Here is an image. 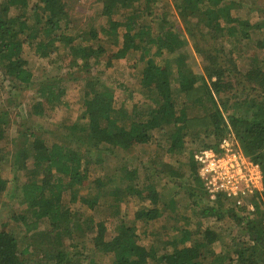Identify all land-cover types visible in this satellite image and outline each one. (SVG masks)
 <instances>
[{
    "label": "trees",
    "instance_id": "16d2710c",
    "mask_svg": "<svg viewBox=\"0 0 264 264\" xmlns=\"http://www.w3.org/2000/svg\"><path fill=\"white\" fill-rule=\"evenodd\" d=\"M95 1L102 3L107 24L99 26L98 31L67 34L59 31L70 22L63 0H0L1 75L10 77L12 83L28 85L33 75L29 63L52 54L68 59L71 68H78L84 74L80 80L83 85H78L83 88L80 114L65 127L60 141L48 144L32 133L29 139L24 131L19 133L18 146L14 145L10 152L5 137L8 112L0 110V198L7 189L2 169L12 167L22 175L17 194L19 201L27 206L26 212L11 216L16 222L13 226L7 222L0 224V264H27L24 255L28 246L21 248V233H31L41 244V239H45L57 264L80 263V258H76L82 255L78 245L90 247L97 257H81L89 259V264H106L104 261L110 256V264H264V191L252 215L230 207L220 196L215 197L214 205L200 208L199 219L229 220L240 228L239 234L223 242L220 249L213 245L222 240L221 233L204 226L200 220L192 227L178 229L177 236L158 252L153 245L138 243L137 227L132 222L95 221L92 213L101 197L111 198L110 204L116 211L122 200L129 197L149 199L152 207L137 210L134 220L158 219L165 212L157 206L159 196L153 183L143 188L137 183L121 184L103 192L105 186L117 180V169L124 167H112L103 153L116 156L121 150L127 154L136 145L147 143L153 130L163 127L170 138L166 150L169 152L181 149L186 126L196 138L193 131L196 128H208L211 134L217 131L215 144L203 148H215L228 132L227 126L230 127L243 154L261 167L264 184V102L251 100L252 104L242 105L236 99L230 108L223 109L217 103L225 88L232 87V82L225 79L234 73L235 65L225 63L232 64L236 50L245 51L252 39L248 28L258 27L260 23H250L231 14L234 5L228 0H172L185 32L194 39V51L202 58V73H196L187 62L184 51L187 42L182 35L164 25L168 23L164 18L156 28L142 19L145 15L154 16L159 0ZM117 14L121 17L116 19ZM194 20L197 27L202 25L206 29L202 33L209 36L212 41L207 40L212 45L218 37L229 39L231 57L221 58L217 52L213 53L214 48L199 46L197 34L190 27ZM119 28L123 29L121 34ZM86 39L91 42L84 43ZM263 47L264 42L258 41L255 51L263 52ZM252 54L258 60V55ZM158 57L161 63H156ZM131 58L134 61L130 67L143 65L138 72V87L147 105L137 108L133 104L130 109L124 103L114 105L112 88L99 76L107 68H120L116 60L129 62ZM244 77L257 89L264 90V62L249 67ZM36 93L39 99L33 102L31 113L41 116L60 106L65 90L58 81L49 80L41 82ZM176 94L182 96L178 107ZM242 107L245 109L239 111ZM193 109H200L201 115L189 116ZM191 160L194 178L204 189ZM123 169V180L139 179L138 165ZM85 189L89 193L81 195L80 191ZM42 225L46 227L41 228ZM75 239H79L77 243H73ZM65 243L77 251L70 254Z\"/></svg>",
    "mask_w": 264,
    "mask_h": 264
},
{
    "label": "rangeland",
    "instance_id": "374dc122",
    "mask_svg": "<svg viewBox=\"0 0 264 264\" xmlns=\"http://www.w3.org/2000/svg\"><path fill=\"white\" fill-rule=\"evenodd\" d=\"M63 1L66 4L65 7L70 22L66 28L62 26L59 31L67 34H80V31H84L85 33L92 29L98 31L99 26L107 24V17L102 13L101 2L81 0ZM228 1L233 2L234 5L231 14H235L250 23L259 22L260 26L248 28L252 37L249 41V46L245 48L244 52L236 50L238 53H233L232 64L231 62L225 63L229 64L226 66H235L233 67L234 73L225 79L232 82V87L225 88L223 95L217 99L220 109L224 107L230 108V104H233L237 100L242 105L252 104L251 100L256 101V103L264 102V90L257 89L255 84L248 83L244 77L245 71L249 67L254 65L261 66L264 62V51H255L257 42H264V0ZM128 12L130 11L128 10ZM120 17L117 14L116 19ZM161 18H164L168 22L164 25L173 27L174 30L182 35L187 42L184 51L187 53L189 66L196 73H202V58L194 51V39L185 32L184 23L178 16L172 0L157 1L154 16L150 17L145 15L142 17L144 21L152 24L154 28L161 22ZM190 27L193 29V33L197 34L196 41L199 46L209 48L210 50L214 48L213 53L217 52L216 55L221 58H225L226 56L231 57L229 49L232 48V43L229 39H225L223 36L218 37L213 39L214 44L212 45V40L209 36L202 33V31L206 32V29H203L202 25L197 27L196 20L191 21ZM122 32L123 29L119 28V34ZM201 33L203 36H201ZM98 35L101 36L99 32ZM90 42L87 39L84 41L87 44ZM250 49L251 51H249ZM252 52L258 55V60L254 58ZM60 57L57 54L56 58V55L52 54L47 58H36L32 60L29 63V67L33 71V75L28 85L16 81L12 83L10 77H4L0 74V110H6L8 112L9 122L5 129V137L8 140L10 152L14 150L15 146H18V141L20 140L18 138L19 133L24 131L28 132L27 136L29 139L32 138V135H30L32 133L35 136L43 138L48 144L53 140L60 141L65 127L71 124L80 114L79 110L82 106L83 88L81 89L79 86L83 85V80H80L84 77V74L78 68H71L68 65V59L62 60L63 58ZM133 61V58L129 59V62L125 59L116 60V62H119L120 68H107L99 76L107 86L112 88L115 106H120L121 103H124L125 107L127 106L131 109L133 104L137 108L147 105L142 90L138 87V81L140 79L138 72L142 69L143 65L130 67ZM155 61L156 63H161L159 57L155 58ZM95 71L96 69L93 68L92 73H95ZM49 80L58 81V84L64 87L65 93L61 98L62 103L53 111H49L41 116L31 113L33 102L39 99L36 88L41 82ZM173 86L176 88V80L173 81ZM176 97L178 102L176 107H178L180 105L179 102L182 101V96L176 94ZM244 109L245 107H242L239 111ZM201 112L200 109H193L189 112V116L201 115ZM225 124L227 123L225 122ZM188 128L186 126L181 149L177 152L166 151L170 145V138H168L166 127H163L162 130H153L150 135V140L147 143L136 145L127 154L121 150L117 151L119 153L116 156H109L107 152L103 153L105 154L107 162L112 167L117 169L124 165V167L117 169V180L114 181V184L105 186L104 193L113 186H121V184L137 183L139 188H143L144 185L153 183L154 189L159 196L157 206H159L162 212H165L158 219L134 220V213L137 210L152 207L149 199L142 200L138 197H129L122 200L118 211H116L110 204L111 198L101 197L92 210L95 221L109 220L117 224L123 219L126 222H132L137 227L138 243L145 246L153 245L158 252L165 243L168 244L170 242L172 237L177 236L176 232L178 229L192 227L199 220L204 226L208 225L213 227L221 233L222 240L217 241L213 245L215 249L222 248L223 242L226 243L232 237H236L239 234L240 228L229 222V220L218 222L214 220L215 218H203V220L198 218L200 208L214 205L216 198L208 195L198 180L194 178L190 161H192L191 159L196 152L204 149V146L207 144H215V134L217 131L211 134L208 128H196L193 130L197 136L196 138L192 130ZM227 130L229 131L230 127L227 126ZM13 139L15 140V144H13ZM30 164L31 161L28 162V165ZM160 164H164V166L160 167ZM137 165L139 167V179L136 182L123 180L122 175L125 173L123 168L130 169ZM159 169L164 171L160 172ZM2 177L7 181V189L0 198V224L7 222L10 226H13L16 222L11 216L27 211L26 204H22L19 201L17 194L19 193L17 191L23 179L20 171H13L12 167H8L6 170L3 168ZM88 193V189L80 191L81 195ZM84 208L90 211L87 207ZM45 227V225L41 226V228ZM75 235L78 237L77 233ZM19 239L21 248H25L26 245L28 246V251L24 255L27 264H57L55 262L56 259L49 253L51 251L47 248L48 245L45 239H41L43 241V244H41L40 239L31 236V233H27L26 235L25 233H21ZM65 240L66 243H70L68 239ZM78 240L75 239L73 243H77ZM66 243L65 250L68 249L70 254L77 251L76 248L71 246L68 248ZM77 248L82 254L80 255L81 257H94L97 259L93 255L90 247L78 245ZM81 257L76 255V258H80L81 261L80 263L77 261L75 264H89L91 262L89 259L83 260ZM68 259L71 260V257ZM104 263L110 264L111 256L109 258L106 257Z\"/></svg>",
    "mask_w": 264,
    "mask_h": 264
},
{
    "label": "built area",
    "instance_id": "2783aa9c",
    "mask_svg": "<svg viewBox=\"0 0 264 264\" xmlns=\"http://www.w3.org/2000/svg\"><path fill=\"white\" fill-rule=\"evenodd\" d=\"M92 2L95 0H81ZM200 181L211 196H220L229 206L252 215L263 199V172L247 158L229 130L215 148H204L193 155Z\"/></svg>",
    "mask_w": 264,
    "mask_h": 264
}]
</instances>
